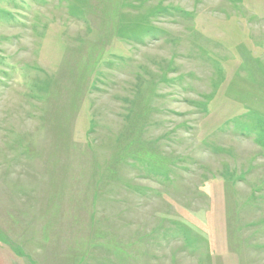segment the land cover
Masks as SVG:
<instances>
[{
  "label": "rangeland",
  "instance_id": "1",
  "mask_svg": "<svg viewBox=\"0 0 264 264\" xmlns=\"http://www.w3.org/2000/svg\"><path fill=\"white\" fill-rule=\"evenodd\" d=\"M0 264H264V0H0Z\"/></svg>",
  "mask_w": 264,
  "mask_h": 264
}]
</instances>
